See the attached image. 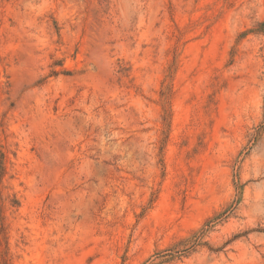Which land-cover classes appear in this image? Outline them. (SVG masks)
Here are the masks:
<instances>
[{
  "label": "rangeland",
  "instance_id": "obj_1",
  "mask_svg": "<svg viewBox=\"0 0 264 264\" xmlns=\"http://www.w3.org/2000/svg\"><path fill=\"white\" fill-rule=\"evenodd\" d=\"M0 164V264H264V0H0Z\"/></svg>",
  "mask_w": 264,
  "mask_h": 264
},
{
  "label": "trees",
  "instance_id": "obj_2",
  "mask_svg": "<svg viewBox=\"0 0 264 264\" xmlns=\"http://www.w3.org/2000/svg\"><path fill=\"white\" fill-rule=\"evenodd\" d=\"M4 172V167L2 164H0V178ZM17 201H12L11 206L15 207L17 206ZM223 217V212L215 214L213 217L209 218L201 227V229L195 233H193L190 237L182 240L180 244L185 246L187 249H194L197 246L206 245L202 242L203 238L206 236L209 231L213 229L215 226V223Z\"/></svg>",
  "mask_w": 264,
  "mask_h": 264
}]
</instances>
